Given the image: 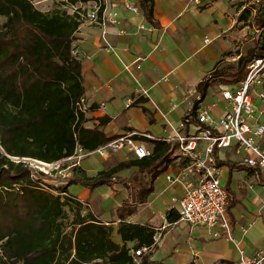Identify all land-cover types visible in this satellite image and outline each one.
<instances>
[{
    "label": "trees",
    "instance_id": "16d2710c",
    "mask_svg": "<svg viewBox=\"0 0 264 264\" xmlns=\"http://www.w3.org/2000/svg\"><path fill=\"white\" fill-rule=\"evenodd\" d=\"M79 1L65 0V8L43 11L32 0H0V264H163L151 259L154 227L131 217L154 192L157 177L175 167L176 137L142 135L149 155L128 153L94 171L70 166L64 177L48 176L28 163H56L71 156L77 145L93 150L118 137L104 134L101 122L87 124L85 113L93 105L83 110L77 105L85 98V86L80 58L71 50L84 10L77 6L70 13L67 7ZM137 5L152 20L154 0H138ZM252 11L251 26L263 28L258 41L235 62L219 60L198 84L201 96L183 117L186 139L192 136L185 130L188 124L196 126L195 132L206 128L196 118L206 88L234 87L250 60L263 55L264 7L248 6L243 13ZM187 161L177 165L182 168ZM216 162L222 165L217 157ZM55 178L59 186L48 183ZM72 184L89 192L104 185L119 187L121 202L104 220L69 192ZM174 210L167 211L170 221ZM140 247L149 252L134 256L132 251Z\"/></svg>",
    "mask_w": 264,
    "mask_h": 264
},
{
    "label": "crops",
    "instance_id": "0c3cea01",
    "mask_svg": "<svg viewBox=\"0 0 264 264\" xmlns=\"http://www.w3.org/2000/svg\"><path fill=\"white\" fill-rule=\"evenodd\" d=\"M217 1L154 0L152 20H148L141 10L133 12L123 6L124 2H129L138 8V0H109L110 9L118 11L119 21L106 26L104 35L102 27L81 19L73 44L80 53L85 106H94L85 113L87 124L101 122V130L107 136H121L128 131L145 136L175 135L183 117L201 96L198 84L213 71L219 60L234 62L248 47L245 44L248 43L246 35L249 34L250 21L245 19L248 13H243L248 6L236 2L241 5L237 8V4L230 1L229 11L230 8L221 5V13L231 17L228 25L221 27L216 11H210L213 17L207 18V10ZM80 5L88 8L90 0L76 4ZM67 11L73 12L71 6ZM237 42L243 49L241 47L235 53ZM202 100L198 108L203 106ZM225 106V103H217L211 114L220 116ZM255 106L261 109L259 120L264 123L263 103L255 100ZM193 125L188 124L185 130L194 133ZM261 146L264 149V134ZM122 152L111 155L123 160L127 152ZM216 156L222 163L218 167L220 183L228 194L230 208L226 216L234 241L225 236L212 238L203 228L181 221L178 209L168 208L169 204L179 201L183 193L179 180L171 182L168 179L179 178L181 167L175 162V167H169L157 177L154 192L131 217L132 221L153 226L155 234H160L151 250V259L157 260L153 258L154 249L159 248L168 228L179 224L183 231L176 234L177 244L183 241L190 244L191 248L184 251L193 255L190 261L182 264L191 261L196 264H237L238 247L247 258L264 249V189L255 181L256 173L240 165V158L234 150L218 152ZM109 157H101V164L95 170L100 169ZM113 190L120 199L118 206L122 194L119 187H113ZM81 193H85L86 198L89 190L83 187L81 192L74 194L83 202ZM156 208L163 222H154ZM162 208L164 211H160ZM172 208L175 210L170 217L173 221H170L167 211ZM111 217L101 215L104 220ZM114 238L119 241L116 235Z\"/></svg>",
    "mask_w": 264,
    "mask_h": 264
},
{
    "label": "built area",
    "instance_id": "2783aa9c",
    "mask_svg": "<svg viewBox=\"0 0 264 264\" xmlns=\"http://www.w3.org/2000/svg\"><path fill=\"white\" fill-rule=\"evenodd\" d=\"M190 1L197 2V0ZM230 1L240 2L250 7H264V0ZM70 6L73 11L77 10V6ZM123 6L133 12L138 11L137 6L129 2H124ZM80 8L84 10L80 14L81 18L102 27L103 35L106 26L117 24L119 21L118 11L110 9L109 0H91L88 8ZM254 31L258 40L263 28ZM71 54L76 58L79 57L80 53L76 46L71 50ZM220 92L226 102L220 116L215 117L211 114L217 106L216 101L207 106H200L196 110V118L206 126L204 130L194 132L189 139H186L182 131L184 123L181 122L175 135L167 137V139L176 137L179 141L178 156L174 158V162L188 160L180 169L179 178L169 177L168 179L171 182L179 180L183 185V193L178 201V215L181 221L190 226L203 228L212 238L225 236L234 241L226 216L228 194L220 183L219 168L216 166L217 156L215 157L214 152L234 150L240 158V164L255 169V181L264 189V149L261 146L264 123L259 120L261 109L255 106V100H259L263 103L264 109V53L250 60L242 80L232 88L223 87ZM77 105L80 110L86 108L84 97L79 99ZM142 135L144 134L128 131L93 150L77 145L73 154L62 160L69 161L70 166H74L79 165L80 161L87 156L108 157L121 151L142 158L150 154V148L139 138ZM35 161L44 166L61 162ZM159 237L160 234H155L154 241L156 242ZM149 249V247H140L132 253L134 256H139ZM238 249L240 256L237 264L264 263V249L252 258L245 257L243 251L239 247Z\"/></svg>",
    "mask_w": 264,
    "mask_h": 264
},
{
    "label": "rangeland",
    "instance_id": "374dc122",
    "mask_svg": "<svg viewBox=\"0 0 264 264\" xmlns=\"http://www.w3.org/2000/svg\"><path fill=\"white\" fill-rule=\"evenodd\" d=\"M32 1L37 8H39L43 11L51 10L53 8H65V6L62 4V2L65 0H32ZM235 4H237V6H236L237 8L241 7V5L239 6V3L235 2ZM221 5H224L225 8H230L229 11H231L230 0H219V1H217L215 6H213L212 8L210 7V9L207 10V12H208L207 18L213 17V15L211 13H209L210 11H214V13L216 11V14H217L216 17H217L219 26L224 27L225 25H228V22L230 21L231 17L230 16L228 17L226 14L224 15V13L223 14L221 13V11H223L221 8ZM80 6H82V5H80ZM244 7H246V5H244ZM83 8H85V7H83ZM253 14H254L253 12H251V13L249 12L247 18H245V19H249V21H251ZM246 15H247V13H246ZM245 24H247V23L245 22L244 25ZM248 24H249V34L246 35L247 41H248V43L245 44L246 47L250 46V45H254L258 41L256 39L257 35L254 31V28L251 27V23L248 22ZM244 42H246V41L244 40ZM241 47H242L241 43L237 42V44L235 45V53L238 50L240 51ZM242 49H243V47H242ZM227 62H230V61H227ZM224 63H226V62H224ZM223 87L224 86H222V85H211L208 88V91H205V93H204L205 95H204L203 100H202L203 106H207L208 104L212 103L213 101H216L219 104L221 102L226 104V102L223 100V98L221 96V92H220V90ZM193 127H194V129L196 128L195 125H193ZM154 133L155 132H153V134ZM145 145L149 147V145L147 143H145ZM123 152H125V151H123ZM127 155H128V153H127ZM110 156L113 157V155H110ZM114 156H116V155H114ZM111 157H109L108 159H105L104 162L110 161L111 159L118 160L115 157H113V158H111ZM28 163H29V166L32 167L34 170L40 171V172H42L48 176H52V177H58V176L64 177L65 174L69 170L73 169V167H70V162L66 161V160H62L61 162H59L58 164H55V165L49 164L48 166H44V165H42L36 161H31V160L28 161ZM80 164H81L80 166L83 169L93 171L92 169L95 170L97 168L98 164L99 165L101 164V157L97 156V155L87 156L82 161H80ZM48 183L52 184L53 186H59V184H60L56 178L54 180H49ZM82 188L83 187L78 185V184H72L68 187V190L73 194H77V193L81 192ZM167 193H168V195H170L171 191L169 190V191H167ZM81 194H82L81 196H83L82 201L83 202L87 201V203L89 205V209L94 210V212H96V213H100V217H101V215H103L104 217L112 216V211L114 210V207L117 205V202L120 201L119 197L115 194V191L113 190V188L106 186V185L96 187L91 193L89 192V195L86 198H84L86 196L85 193L84 194L81 193ZM169 207H174V208L178 209L179 208L178 201L176 200L172 204H169L168 208ZM162 209L160 211H164V209L163 210ZM154 212H155V216L153 218L154 222H156V223L163 222L164 220L160 216L159 209L156 208L154 210ZM139 215L140 214H138V216ZM140 216H143V215H140ZM137 218H139V217H137ZM168 231H169L168 234L161 239L159 248L154 249L153 258L157 259V260L158 259L163 260V262H162L163 264H182V263H186V262L190 261L193 258V255L187 254V252L184 251L186 249L191 248L190 244L184 243L185 241H183L180 244H177L178 242L176 240V234L181 233L183 231L181 228V224H179L175 227L173 226L172 228H168ZM201 245H202V242L200 243V247H202ZM175 249H177V250L179 249V251H175ZM183 259H187V260H183Z\"/></svg>",
    "mask_w": 264,
    "mask_h": 264
}]
</instances>
